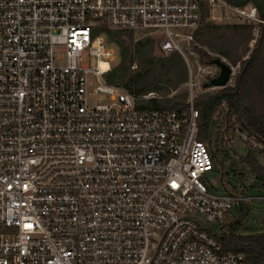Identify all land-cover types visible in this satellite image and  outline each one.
Masks as SVG:
<instances>
[{"label": "built area", "instance_id": "built-area-1", "mask_svg": "<svg viewBox=\"0 0 264 264\" xmlns=\"http://www.w3.org/2000/svg\"><path fill=\"white\" fill-rule=\"evenodd\" d=\"M203 9L262 22L226 0H0V264H246L223 249L222 230L264 194L202 182L213 164L194 101L233 88L241 69L196 41ZM103 23L179 54L187 107L145 108L152 93L105 81L118 53L93 36ZM215 58L230 70L221 87L209 86ZM232 131L264 159L263 142L238 122Z\"/></svg>", "mask_w": 264, "mask_h": 264}, {"label": "trees", "instance_id": "trees-1", "mask_svg": "<svg viewBox=\"0 0 264 264\" xmlns=\"http://www.w3.org/2000/svg\"><path fill=\"white\" fill-rule=\"evenodd\" d=\"M230 5L243 7L253 5L262 21L253 25L216 26L205 23L207 17L203 9L196 41L202 46L227 57L231 63L242 59L239 53L240 42L248 44L253 39V31L258 28V39L254 48L245 49L247 58L241 61V69L233 88H225L216 93L200 95L194 101L198 112V139L216 156L215 140L212 134V120L219 107L225 105L227 113L234 116L250 136L264 143V0H226ZM227 31L225 35L223 32ZM104 34L109 43L118 48L119 63L110 69L104 79L108 84L119 86L127 92L139 96L151 92L161 98L147 101L145 108L157 110H181L187 107V93L167 97L176 91L187 79L186 66L179 54L173 53L162 61L153 56V42L145 39L134 42L132 31H114L103 23L93 30V36ZM204 47V48H205ZM206 49V48H205ZM201 60L210 61L205 50L199 49ZM135 54V55H134ZM138 58V70L130 71L131 64ZM151 81V82H150ZM150 82V83H149ZM149 83V84H148ZM212 157V158H213ZM243 162L264 189V167L248 154ZM247 208V207H246ZM243 208L241 215L234 217L226 225L221 237L224 250L242 254L246 264H264V235L237 236L230 228L246 218L248 209Z\"/></svg>", "mask_w": 264, "mask_h": 264}, {"label": "rangeland", "instance_id": "rangeland-1", "mask_svg": "<svg viewBox=\"0 0 264 264\" xmlns=\"http://www.w3.org/2000/svg\"><path fill=\"white\" fill-rule=\"evenodd\" d=\"M203 13L204 14L206 13L207 15V17L204 18L205 23H209L216 26H227V25L248 26V24L239 23V21H236L234 19H230V20L213 19L208 10H205ZM221 13H223L222 9H216L214 13L215 18L220 17ZM132 33H133L134 42L145 39L151 40L153 42V56L155 58H158L162 61L164 58L167 57L158 53L159 38L157 37V35L147 34L140 31L132 32ZM223 33L225 35L228 34L227 31H224ZM257 39H258V28H257V32L253 31V39L249 41L248 44H244V42H240L241 45L239 47V53L242 54V59L240 61H243V58L248 54L245 53L246 47H248L249 50L253 49ZM111 47L114 48V50L118 53V48L114 44H112ZM205 48L214 55H220L208 49L207 47ZM119 59H120L119 55H115L114 59L111 61L110 64L111 69L115 68L118 65ZM228 61L230 60L228 59ZM90 64L94 65L95 60L90 59ZM133 65H135L136 67L132 68ZM137 66H138V58H136L135 62L131 64L130 71L132 72L137 71L138 70ZM181 86L167 97L170 98L174 95L183 93L184 91L182 90ZM151 93L153 95L152 98H157V99L161 98V96H159L160 94H157L155 92H151ZM212 93H216V91L201 92L199 93L198 96L212 94ZM143 104L146 106L147 101L144 102ZM226 113H227L226 107L225 105H223L217 109L214 118L212 120V125H213L212 134L215 140L214 146L216 150V156L214 158L212 152L208 149L212 159L213 168L209 173H207L202 178V182L214 192L222 191L223 189L227 188L230 191L231 190L232 191L236 190L238 192L243 191L248 194H256V193L264 194V189L261 185V182L255 178V175L250 172L247 165L243 162V159L248 154H251L257 160V162L262 167H264V159H262L260 156L256 154H253V152H251L246 147V145H244L239 140V138L233 134L232 126L236 121L233 115L231 114L228 115ZM242 209L236 210L232 218L229 219L225 224L227 225V223L230 220H232L234 217L241 215ZM246 209H248L249 211L247 217L241 219L236 225L232 226L230 228V233L242 237L264 235V203L256 202L250 204ZM226 225L224 226L222 232L226 231L227 229Z\"/></svg>", "mask_w": 264, "mask_h": 264}, {"label": "water", "instance_id": "water-1", "mask_svg": "<svg viewBox=\"0 0 264 264\" xmlns=\"http://www.w3.org/2000/svg\"><path fill=\"white\" fill-rule=\"evenodd\" d=\"M211 64H215L220 68V75L212 80L209 84V86H215V87H221L224 86L227 82L230 74V70L228 66H226L224 63L220 62L219 59L215 58L211 60Z\"/></svg>", "mask_w": 264, "mask_h": 264}, {"label": "bare ground", "instance_id": "bare-ground-1", "mask_svg": "<svg viewBox=\"0 0 264 264\" xmlns=\"http://www.w3.org/2000/svg\"><path fill=\"white\" fill-rule=\"evenodd\" d=\"M100 68H101L102 70H106V69H107V64L101 63V64H100Z\"/></svg>", "mask_w": 264, "mask_h": 264}]
</instances>
